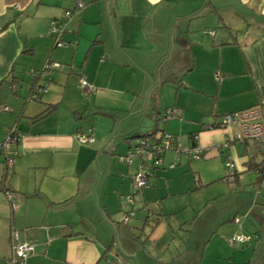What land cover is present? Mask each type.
I'll return each mask as SVG.
<instances>
[{
  "label": "crops",
  "instance_id": "crops-1",
  "mask_svg": "<svg viewBox=\"0 0 264 264\" xmlns=\"http://www.w3.org/2000/svg\"><path fill=\"white\" fill-rule=\"evenodd\" d=\"M81 1L82 9L75 0H0V108H9L0 112V126H13L17 133V140L5 146L12 158L5 168L14 177H26L34 204L26 199L25 208L11 210L9 244L0 250V264L11 255L12 229L19 242L32 246L26 264H134L125 246L122 251L98 235L99 201L93 194H98L101 174L105 192L111 180L127 177L117 192L131 195L127 201L133 200L132 207L189 188L185 180L183 191L175 187L181 171L190 168L191 156L176 157L175 150H166L161 165L143 171V189L131 177L139 171L138 162L111 155L117 148L124 155L131 140L157 126L177 139L186 134L188 147L189 136L197 134L196 145L204 147L201 156L210 151L203 161L215 156V147L224 152L227 146L236 167L252 165L232 141L226 143L237 127L222 124V115L264 101V0ZM54 18L66 24L62 46L46 33ZM46 60L60 65L41 73ZM168 76L176 79L168 89L160 88L157 99L161 101L162 92L172 99L168 105L151 106L156 116L151 129L139 120L120 140L114 139L122 121L141 118L147 108L143 86L160 87L170 81ZM81 78L92 92L82 89ZM44 82L45 93L40 90L31 99L34 87ZM51 105L48 113L37 116ZM169 106L176 111L164 118ZM88 131L93 141L76 139L77 132ZM193 172L195 181L202 182L201 171ZM134 186L137 195L131 191ZM102 196L106 209L115 206L114 194ZM120 201V208L122 202L129 206ZM154 218L158 225L160 216Z\"/></svg>",
  "mask_w": 264,
  "mask_h": 264
},
{
  "label": "rangeland",
  "instance_id": "rangeland-1",
  "mask_svg": "<svg viewBox=\"0 0 264 264\" xmlns=\"http://www.w3.org/2000/svg\"><path fill=\"white\" fill-rule=\"evenodd\" d=\"M168 77L170 81L160 87L151 88L150 84L143 86L141 96L147 98V108L142 112L141 118L131 116L122 121L116 132L114 131V139L120 140L123 131L139 120L150 124L148 129H151L156 118L151 106L160 102L168 105V101L172 99V96H166L168 93L165 92L161 93L160 102L157 99L160 88L164 85L163 90L168 89L173 83L172 80L176 79L174 76ZM43 87L40 91L42 94L47 90L45 82ZM2 120L0 117V122ZM157 128L156 134H159V126ZM6 132L7 128L0 126V143L5 139ZM232 144L240 154L249 157L252 163L249 168L241 170L235 166L227 169L225 158L230 153L228 147H224V152L215 147L214 150H217L215 156L205 161L203 159L208 158L210 151H206L204 156L189 157L190 166L187 167L190 168L181 171L180 180L176 181L175 187L183 191L181 182L185 180L189 185L185 192L170 196L168 199L158 196V199L152 198L148 203L135 207H132V199L128 200L129 206L126 207L123 202L121 208L119 206L121 198L128 202L127 198L131 196L118 195L117 192V186L128 182L126 176L111 180V187L105 192L103 188L105 174H101V179L99 175L96 179L98 194H93L94 201H99L97 209L100 221L96 224L98 235L106 240V244L113 240V244L121 250V246H125L133 257L134 264H264V176L256 168L262 157L257 151L256 143L251 140L246 144L236 140ZM176 148L178 150L189 148L186 134L179 135ZM121 153L122 148L111 150V155L117 159H120ZM134 160L138 162V168L142 171L149 173L150 170H154L148 165L140 167V160L137 157H133L129 164ZM5 167L3 153H0V250L6 248V243L9 244L11 210L15 207L25 208L26 203L34 207L33 201L30 200L33 191L28 189L26 177L23 175L14 177L12 169ZM193 168L201 171L202 182L195 181L197 173L193 172ZM131 177L134 178V175ZM134 184L136 185L135 181ZM131 191H134L135 195L138 194L135 186ZM6 192H11L13 197L8 199ZM103 193L114 194L116 197L115 206L107 208L109 211L104 205ZM17 197L21 200L16 202ZM127 213L130 214L124 223L122 219ZM147 214L151 215V219ZM158 215L160 219L156 225L158 221L155 222L154 217ZM93 216L95 219L96 215ZM152 225H155L154 229ZM234 235H243L249 237V240L244 243L233 242L231 238ZM254 238L256 241L251 245ZM108 252L109 255L112 254Z\"/></svg>",
  "mask_w": 264,
  "mask_h": 264
},
{
  "label": "built area",
  "instance_id": "built-area-1",
  "mask_svg": "<svg viewBox=\"0 0 264 264\" xmlns=\"http://www.w3.org/2000/svg\"><path fill=\"white\" fill-rule=\"evenodd\" d=\"M76 7L82 9L85 6V3L81 0H75ZM69 14L66 12L65 17ZM66 29V24L62 19H51L49 22L47 35L53 38L54 44L57 46H62L65 44L62 39V34ZM60 64L55 61L46 60L41 73H48L51 69L57 68ZM34 76L35 73L31 72ZM80 84L83 90L87 92H92L93 87L83 78L80 80ZM15 86L12 85V89ZM44 88L43 86H35L34 90L31 91L30 98L34 99L37 97V93ZM7 106H2L0 110H8ZM176 111L175 108H167L163 111V116L166 118L171 113ZM163 118V119H164ZM222 124H235L237 130L233 136L226 140V143L230 141H242L246 142L248 140L256 143L258 150L261 154V173L264 174V101L257 102L256 104L250 105L248 107L231 111L222 115ZM76 139L81 143L91 142L94 140V136L91 131L88 132H77L75 135ZM17 140V133H15L14 127L7 129L5 139L0 143V153H3L5 164L10 167L12 165V158L6 152V144L10 141ZM177 137L173 134H170L165 131H160L159 134H156V131L135 137L131 140L130 148L128 151L120 156L121 160L130 162L133 157H137L140 160V167L144 165L148 166H159L163 162L164 152L168 149H173L176 152V157L180 154H185L191 157H199L203 153L204 147L199 145H193L184 150H178L176 148ZM169 166H173L171 163ZM225 166L227 169L234 168V162L230 155H227L225 158ZM232 172V171H231ZM134 181L136 187L141 188L147 186V178L145 173L139 168V171L134 173ZM8 199L13 197L11 192H6ZM130 213H127L123 216L122 222H127ZM11 237L14 240L12 244L11 255L6 259L7 264H26L25 257L28 253L31 252L32 246L27 243H22L17 240V235L15 230H11ZM249 240V237L246 236H236L234 235L231 238V241H246Z\"/></svg>",
  "mask_w": 264,
  "mask_h": 264
},
{
  "label": "trees",
  "instance_id": "trees-1",
  "mask_svg": "<svg viewBox=\"0 0 264 264\" xmlns=\"http://www.w3.org/2000/svg\"><path fill=\"white\" fill-rule=\"evenodd\" d=\"M248 107V106H247ZM51 108H52V105L51 106H49V107H46L45 108V110H43L41 113H39L37 116L38 117H40V116H42V115H45L46 113H48L50 110H51ZM172 108V107H171ZM15 133H16V131H15ZM196 136H197V134H191L190 136H189V139L192 141V144H191V146H193V145H196V143H195V140H196ZM190 146V147H191ZM262 160V159H261ZM258 170H259V172L261 173V161L258 163ZM261 175L262 176H264V174H262L261 173ZM5 263L4 264H7V262H6V259H5V261H4Z\"/></svg>",
  "mask_w": 264,
  "mask_h": 264
},
{
  "label": "water",
  "instance_id": "water-1",
  "mask_svg": "<svg viewBox=\"0 0 264 264\" xmlns=\"http://www.w3.org/2000/svg\"><path fill=\"white\" fill-rule=\"evenodd\" d=\"M254 242H255V239H253V240L251 241V245H253V244H254Z\"/></svg>",
  "mask_w": 264,
  "mask_h": 264
}]
</instances>
